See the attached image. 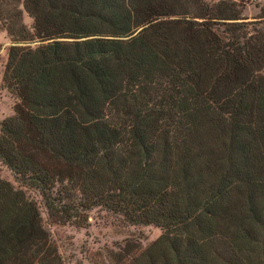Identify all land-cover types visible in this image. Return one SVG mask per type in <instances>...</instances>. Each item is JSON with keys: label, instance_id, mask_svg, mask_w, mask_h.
Instances as JSON below:
<instances>
[{"label": "trees", "instance_id": "trees-1", "mask_svg": "<svg viewBox=\"0 0 264 264\" xmlns=\"http://www.w3.org/2000/svg\"><path fill=\"white\" fill-rule=\"evenodd\" d=\"M0 160L56 222L96 209L162 238L133 264H264V8L244 0H24ZM0 264H63L0 179Z\"/></svg>", "mask_w": 264, "mask_h": 264}, {"label": "rangeland", "instance_id": "rangeland-1", "mask_svg": "<svg viewBox=\"0 0 264 264\" xmlns=\"http://www.w3.org/2000/svg\"><path fill=\"white\" fill-rule=\"evenodd\" d=\"M244 1L245 21H260L264 0ZM23 4L24 0H0V126L14 115L15 97L3 83L9 49L16 45L40 44L38 41H21L34 36V20ZM0 179L15 190L23 191L27 199L35 204L42 226L56 246L63 264H133L164 234L154 225L122 224L98 209L90 213L87 227L56 222L49 216L39 191L22 182L1 160Z\"/></svg>", "mask_w": 264, "mask_h": 264}]
</instances>
